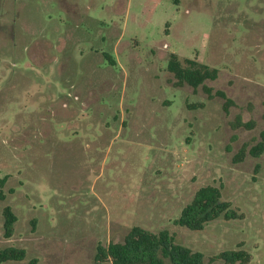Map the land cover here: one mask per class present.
Instances as JSON below:
<instances>
[{
  "label": "rangeland",
  "instance_id": "obj_1",
  "mask_svg": "<svg viewBox=\"0 0 264 264\" xmlns=\"http://www.w3.org/2000/svg\"><path fill=\"white\" fill-rule=\"evenodd\" d=\"M172 54L218 70L206 86L228 113L176 86ZM262 131L264 0H0V250L27 252L4 264H110L98 246L137 226L205 264L230 251L264 264V155L248 153ZM207 186L237 218L177 225Z\"/></svg>",
  "mask_w": 264,
  "mask_h": 264
},
{
  "label": "trees",
  "instance_id": "obj_2",
  "mask_svg": "<svg viewBox=\"0 0 264 264\" xmlns=\"http://www.w3.org/2000/svg\"><path fill=\"white\" fill-rule=\"evenodd\" d=\"M106 58L112 65H115L112 56L106 55ZM168 70L177 80L176 86L188 85L193 89L202 87L210 98L214 96L222 98L225 101L224 110L226 113L235 105V102L229 99L223 91L213 94V90L206 86L207 81H214L218 78V70L196 60H182L176 54L170 56ZM233 126L236 129L252 130L255 128L253 122H244L241 116L237 117ZM260 137V141L253 145L248 152L254 158L264 155V131L261 132ZM246 156L247 148L243 147L235 162L243 161ZM1 185L3 186L4 182ZM5 199L6 194L0 190V201ZM3 216L5 235L10 238L14 234L18 217L10 206L4 208ZM222 216L228 220L237 218L231 205L223 201L221 190L217 187L207 186L196 192L193 201L183 209L176 224L192 231H202L209 223ZM26 256L27 252L24 249L15 247L2 249L0 250V264L23 261ZM221 258L228 264L238 262L246 264L248 262L244 252H225L221 254ZM95 260L97 263L110 264H167L168 262L170 264H205V255L179 244L175 236L168 230L154 233L137 226L129 231L123 242L99 245ZM29 264H39V260L32 259Z\"/></svg>",
  "mask_w": 264,
  "mask_h": 264
}]
</instances>
